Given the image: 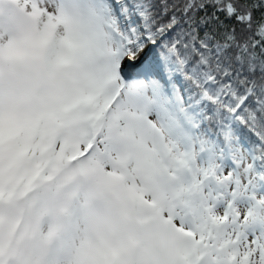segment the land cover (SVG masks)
Segmentation results:
<instances>
[{"label":"snow or ice","instance_id":"obj_1","mask_svg":"<svg viewBox=\"0 0 264 264\" xmlns=\"http://www.w3.org/2000/svg\"><path fill=\"white\" fill-rule=\"evenodd\" d=\"M0 264H264V0H0Z\"/></svg>","mask_w":264,"mask_h":264}]
</instances>
